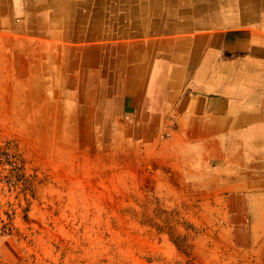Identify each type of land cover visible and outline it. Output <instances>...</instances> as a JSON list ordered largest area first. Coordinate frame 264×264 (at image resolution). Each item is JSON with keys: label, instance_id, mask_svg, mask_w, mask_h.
<instances>
[{"label": "crops", "instance_id": "obj_1", "mask_svg": "<svg viewBox=\"0 0 264 264\" xmlns=\"http://www.w3.org/2000/svg\"><path fill=\"white\" fill-rule=\"evenodd\" d=\"M2 84L138 123L153 164L200 178L264 264V0H0Z\"/></svg>", "mask_w": 264, "mask_h": 264}, {"label": "rangeland", "instance_id": "obj_2", "mask_svg": "<svg viewBox=\"0 0 264 264\" xmlns=\"http://www.w3.org/2000/svg\"><path fill=\"white\" fill-rule=\"evenodd\" d=\"M21 94L2 84L0 264H256L200 178L153 164L138 123Z\"/></svg>", "mask_w": 264, "mask_h": 264}, {"label": "bare ground", "instance_id": "obj_3", "mask_svg": "<svg viewBox=\"0 0 264 264\" xmlns=\"http://www.w3.org/2000/svg\"><path fill=\"white\" fill-rule=\"evenodd\" d=\"M61 1H62V0H61ZM213 1H214V0H213ZM235 1H236V0H235ZM64 2H65V1H64ZM139 2H140V1H139ZM184 2H185V1H184ZM152 3H153V2H152ZM209 3H210V2H209ZM211 3H213V2H211ZM231 3H232V2H231ZM48 4H49V3H48ZM67 4H68V2H67ZM97 4H98V3H97ZM253 5H254V4H253ZM69 6H70V5H69ZM143 7H144V6H143ZM206 7H207V6H206ZM150 8H151V7H150ZM39 9H40V8H39ZM71 9H72V8H71ZM148 9H149V8H148ZM139 10H140V9H139ZM143 11H144V10H143ZM146 12H147V11H146ZM146 12H145V13H146ZM216 12H217V11H216ZM81 13H82V12H81ZM145 13H144V14H145ZM227 13H228V12H227ZM231 13H232V12H231ZM82 14H83V13H82ZM147 14H148V13H147ZM212 14H213V13H212ZM72 15H73V14H72ZM150 15H151V14H150ZM195 15H197V14H195ZM215 15H216V14H215ZM148 16H149V15H148ZM192 16H194V15H192ZM212 16H213V15H212ZM54 18H55V17H54ZM157 18H158V17H157ZM218 18H219V17H218ZM147 19H148V18H147ZM150 19H151V18H150ZM152 19H154V18H152ZM8 20H9V19H8ZM155 20H156V19H155ZM155 20H154V21H155ZM53 21H54V20H53ZM219 21H220V20H219ZM219 23H220V22H219ZM69 24H70V23H69ZM30 26H31V25H30ZM153 168H154V167H153ZM153 168H152L151 166H149V167H148V170H151V169L153 170Z\"/></svg>", "mask_w": 264, "mask_h": 264}]
</instances>
